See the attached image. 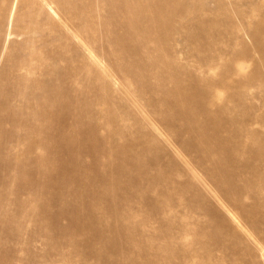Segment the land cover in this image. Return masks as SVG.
<instances>
[{
  "label": "rangeland",
  "instance_id": "obj_1",
  "mask_svg": "<svg viewBox=\"0 0 264 264\" xmlns=\"http://www.w3.org/2000/svg\"><path fill=\"white\" fill-rule=\"evenodd\" d=\"M0 264H264V0H0Z\"/></svg>",
  "mask_w": 264,
  "mask_h": 264
},
{
  "label": "bare ground",
  "instance_id": "obj_2",
  "mask_svg": "<svg viewBox=\"0 0 264 264\" xmlns=\"http://www.w3.org/2000/svg\"><path fill=\"white\" fill-rule=\"evenodd\" d=\"M26 81H27V78L21 77L20 81L18 82L19 91H21L18 99L21 100V103L23 104V106H25L28 110L29 108L31 109L33 107L32 103L36 101V98H35V95L33 92V88H31V86H30V88H28ZM36 89L37 88L34 87V90H36ZM41 91H42V95L40 97L41 106L39 109L40 110L39 113H40L41 119L44 121V126L45 127L48 126L47 130H45V128H44V131H45L44 134L48 135V133H49L48 130L50 129L49 123L51 120L50 106H51L52 94L50 93V90L48 89L46 83L43 85V89ZM22 127H24L25 128L24 130H26V132H27L28 145H27V153H26L27 154L26 163L28 164L27 166L29 167V166H33V164H34V156H33L34 155V153H33L34 148L33 147L35 145H34V139H33V130L31 127V123H27L26 125H24ZM22 130H19V131H22ZM47 135L45 136V138L47 137ZM47 138H49V135ZM42 146H44V145H42ZM47 150H49V149H47ZM31 173L32 172L29 171V174H31ZM32 182L34 185V180Z\"/></svg>",
  "mask_w": 264,
  "mask_h": 264
}]
</instances>
